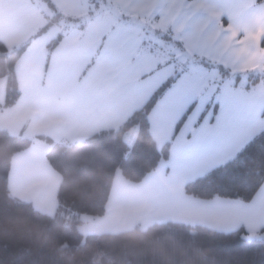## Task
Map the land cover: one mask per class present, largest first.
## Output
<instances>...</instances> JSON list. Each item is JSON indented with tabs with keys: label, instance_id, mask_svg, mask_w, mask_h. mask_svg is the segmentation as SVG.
I'll return each mask as SVG.
<instances>
[{
	"label": "rangeland",
	"instance_id": "374dc122",
	"mask_svg": "<svg viewBox=\"0 0 264 264\" xmlns=\"http://www.w3.org/2000/svg\"><path fill=\"white\" fill-rule=\"evenodd\" d=\"M209 2L210 6L207 7ZM39 3L45 13H48L47 7L42 2ZM246 3L248 0L244 1V4ZM240 6L239 0H228L227 3L217 0L196 1L194 7L196 11L201 12L199 15H203V19L198 18L200 25L192 37L186 39L187 43L185 41L183 43L181 39V36H187L184 32L176 35L175 31L153 28L142 18L140 20L125 14L117 6L107 2H103L98 8L91 6L81 11L80 17L86 18L88 29L84 36L74 32L75 34L64 43L56 61L59 65L55 71H64V86L79 79L94 63L91 69L92 72H96L95 79L91 77L86 81L92 80V83L85 82V85L97 88L96 93L101 99L106 96L105 91L110 92L111 101L115 100L116 103L119 102L120 94L125 91L126 86L133 87L135 92L132 96L134 99L132 106L137 108L134 111L137 112L144 108L166 81L181 75L171 93L158 103L150 115L152 134L156 136L160 148L172 139L179 121L192 106H195L174 142L175 154L170 165L164 164L157 174L138 188L127 191L119 185L106 217H83L84 225L80 231L84 236L122 233L137 226L146 230L154 224L179 223L202 225L226 233L236 232L245 225L249 239L264 238V187L261 194L258 192L259 196L255 198L253 204L246 203L240 210L225 214L217 211L220 204L189 198L190 196L185 194L187 184L232 160L256 135L264 131V118L254 120L253 117L258 112L260 104L264 102V80L256 82L252 78L264 76V73L259 74L257 71L234 73L230 69L232 76H228L219 69L209 66L210 63L217 64L210 53V36L211 38L220 36L219 40H216L218 43L221 41L220 32L228 26L229 36H235L237 34L235 23L239 24L236 20L246 16V12L237 10ZM89 13L91 15H88ZM249 17L241 21V27L256 23ZM89 18L96 22L91 23ZM262 24L261 21L259 29L263 28ZM63 30V26L53 28L45 43L49 45ZM158 33H162L166 39L156 35ZM249 40L250 38H247V41ZM177 42L183 43L184 46H178ZM260 42L262 48L264 39ZM103 44L107 55L104 58L100 57L98 51ZM253 48L255 49L251 45L246 46L245 51H233H238L239 56L246 59L251 55L250 50ZM212 50L215 52L217 49L212 46ZM253 52L254 57L259 55L256 50ZM161 64L171 66L156 71ZM91 73L89 75L93 76ZM236 75H241L240 79L235 78ZM139 76L147 78L141 82ZM74 83L77 84L75 81ZM258 83L260 85H257ZM6 85V79H2L0 94L2 90L6 91ZM235 85L240 90H244L243 87L249 89L253 87L255 92L245 96L235 95V92L226 90L235 89ZM211 103H214V107L212 109L211 105L207 112V107ZM219 103L222 104V109L217 117L215 107ZM244 106L247 107L245 113L249 111L254 113L252 117L241 116ZM205 113L207 114L204 116ZM116 121L122 120L118 118ZM212 121L216 122L213 127L210 125ZM200 122L203 123L199 124ZM138 132L139 128L136 127L126 135L125 140L130 147L134 145ZM188 137H192L191 142ZM117 175L119 179L124 178L121 172ZM184 199H191L190 207L186 205ZM114 201L120 205L117 210L112 208ZM227 201L231 209L232 204L237 202ZM211 214L214 216H211L212 219Z\"/></svg>",
	"mask_w": 264,
	"mask_h": 264
},
{
	"label": "trees",
	"instance_id": "16d2710c",
	"mask_svg": "<svg viewBox=\"0 0 264 264\" xmlns=\"http://www.w3.org/2000/svg\"><path fill=\"white\" fill-rule=\"evenodd\" d=\"M39 1L49 11H40L45 19L43 28L14 50L0 42V81L7 82L6 101L0 103V112L14 107L20 100L22 92L16 68L36 40L54 27L63 26V32L48 45V67L66 34L74 28L86 29V18L65 15L53 0ZM103 2L91 0L96 8ZM257 3L264 5V0ZM177 45L183 46L181 42ZM209 66L232 76L224 66L211 63ZM178 78L166 81L120 129L103 131L76 143L38 137L50 145L47 160L61 177L58 209L52 216L38 211L32 203L15 198L10 191L14 158L30 150L34 139L0 130V264H264V238L249 239L244 227L226 233L202 225L165 223L146 230L137 226L116 234L84 236L80 231L84 216L106 215L118 172L128 182L140 184L163 161L170 160L173 142L195 106L179 121L172 139L162 148L152 134L150 115ZM252 78L256 82L264 80V76ZM210 108L211 104L207 112ZM136 127L138 137L130 147L125 138ZM263 185L264 131L232 160L187 184L185 194L204 201L226 199L250 203Z\"/></svg>",
	"mask_w": 264,
	"mask_h": 264
},
{
	"label": "crops",
	"instance_id": "0c3cea01",
	"mask_svg": "<svg viewBox=\"0 0 264 264\" xmlns=\"http://www.w3.org/2000/svg\"><path fill=\"white\" fill-rule=\"evenodd\" d=\"M196 1L199 2L201 0H105V3L117 6L125 14H130L139 19L142 18L146 24L151 25L153 28L163 31H175L176 35L184 32L187 36H181V39L183 43L184 41L187 43L186 39H190L200 25L197 21L198 18L203 19V15H199L201 12L199 10L196 11V7H194ZM217 1L227 3L228 0ZM239 1L241 6L237 10L246 12V16L236 20L239 23H235L237 34L235 36H227L220 43H216V40H219L220 36L216 38H211L210 36V53L213 55V61L217 63L216 65H223L234 73L257 71L256 73L261 74L264 73V46L260 48V40L264 39V5H259L257 0H248L246 4H244L245 0ZM39 2V0H0V42H3L10 50L20 47L45 25L44 16L40 14L43 8H41ZM53 2L62 13L71 17H80L83 9H86V7L90 8L91 6L94 7L91 0H53ZM208 6H210V2L207 3ZM247 16H250L249 19L256 21V23L241 27V21ZM89 19L91 23L96 22L92 18ZM261 21L263 22V28L259 29L258 25ZM205 28H207L206 22ZM228 28H224L223 31ZM87 29L88 26H86L84 31H80L77 28L70 30L61 45L52 54L48 67V44L45 42L52 30L42 38L36 40L16 68L22 96L14 107L0 112V130H7L13 136H25L34 139V144L30 150L20 153L14 158L10 178L11 194L23 202L32 203L38 211L51 216L55 215L58 209V191L61 177L52 169L47 160L51 149L50 145L39 140L38 137H48L58 143L82 142L103 131L120 128L137 109L132 106L134 102L132 96L135 89L131 86L125 87V91L120 94L119 102L116 103L115 100L111 101L110 92L105 91L106 96L101 99L100 95L96 93L97 88L85 85L86 80H89L91 77L95 79L96 72H92L93 69H91L94 63L89 66V69L79 79L74 80L77 82L76 85L74 81H70L64 86V71H55L59 65L56 62L58 54L63 50L64 43L69 40L72 34H75L74 32L79 33V36H84ZM133 34L136 36L135 33ZM247 38H250V40L247 41ZM251 45L255 49L250 50L251 55L246 59L241 58L238 51H233H245L246 49L244 48ZM212 46L216 47L217 50L215 52H213ZM254 50L259 53L257 57H254ZM98 51L100 57H107L104 44ZM232 51L234 55H232ZM170 66L171 64L166 66H162L161 64L156 71L163 69L162 67ZM90 73L94 75L91 76L89 75ZM174 77H179V80L181 75ZM139 78L142 82L147 76H139ZM87 83H92V80ZM257 85H260V83ZM174 86L161 101L171 93ZM243 88L244 90H240L236 86L235 89L226 88V90L235 92V95L243 94L245 96L255 92V88L253 87L252 89H249V87ZM137 94H139V91H137ZM5 101L6 91L3 92L2 90L0 103L4 104ZM211 105L213 109L214 103H211ZM215 109H217V115H215L218 117L222 104H217ZM242 110L243 114L241 116L252 117L254 114L250 111L245 113L247 110L246 106ZM253 117L254 120L264 118V102L260 104L258 112ZM118 118H121L122 121H116ZM201 123L203 122L199 124ZM211 123L210 125L213 127L216 122L212 121ZM151 129H153L152 126ZM154 137L159 146L155 135ZM188 139L191 142L192 137H188ZM174 142L170 160L163 161L157 171L149 175L142 183L132 184L124 178L121 177L122 179H119L118 175L116 176L106 215L109 214L110 206L113 204L114 192L119 185V187L127 191L138 188L145 184L149 178L157 174L164 164L170 165L175 154ZM263 187L260 189V194ZM258 194L255 198H258ZM255 198L248 204H253ZM184 200L186 205L190 207L189 200L191 199ZM211 202L220 204L217 211L223 214L238 211L246 206V203H239L240 201H237L232 204L233 209H231V205L227 204L229 202L227 200L214 199ZM119 206L117 201H114L112 208L117 210ZM211 216L214 217L211 214L210 219H212ZM242 227L246 228L245 225Z\"/></svg>",
	"mask_w": 264,
	"mask_h": 264
},
{
	"label": "clouds",
	"instance_id": "9594fccd",
	"mask_svg": "<svg viewBox=\"0 0 264 264\" xmlns=\"http://www.w3.org/2000/svg\"><path fill=\"white\" fill-rule=\"evenodd\" d=\"M230 33L225 30L224 32L221 33V41H219L218 43L222 42L227 36H229Z\"/></svg>",
	"mask_w": 264,
	"mask_h": 264
}]
</instances>
